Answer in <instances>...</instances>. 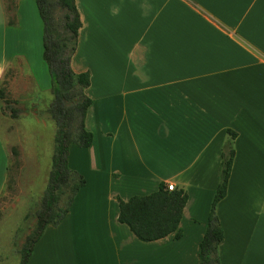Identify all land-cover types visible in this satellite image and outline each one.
Here are the masks:
<instances>
[{
	"label": "crops",
	"instance_id": "1",
	"mask_svg": "<svg viewBox=\"0 0 264 264\" xmlns=\"http://www.w3.org/2000/svg\"><path fill=\"white\" fill-rule=\"evenodd\" d=\"M75 3L82 25L71 67L90 73L85 127L93 139L88 147L70 144L68 164L85 183L66 216L46 226L26 264H200L230 147L228 187L216 205L224 230L220 261L264 264V0ZM13 12L9 23L0 0V77L17 60L34 89L51 92L47 76L32 71L43 60L35 0H16ZM35 106L40 102L24 113ZM7 174L0 136V196ZM160 182L187 193L181 236L143 242L118 220L117 198L149 194ZM20 249H10L14 264Z\"/></svg>",
	"mask_w": 264,
	"mask_h": 264
},
{
	"label": "trees",
	"instance_id": "2",
	"mask_svg": "<svg viewBox=\"0 0 264 264\" xmlns=\"http://www.w3.org/2000/svg\"><path fill=\"white\" fill-rule=\"evenodd\" d=\"M35 3L43 24L42 57L48 67L53 94L47 111L56 123V131L51 170L40 208L36 211L37 225L19 250V264L27 263L46 226H55L66 216L75 194L85 183L83 176L69 167L70 144L88 147L93 139L92 132L85 127V116L92 102L85 92L90 85V73L75 72L71 67L82 25L75 0H35ZM57 10L62 12L58 17L55 16ZM0 97L4 98L1 90ZM16 114L17 110L12 108L11 115ZM228 133L234 137V132L228 130ZM233 157L234 150L230 147L228 153L223 154L221 178L212 197L206 229L199 245L200 264H222L218 246L224 230L216 205L226 195ZM187 197L183 188L168 190L167 185L160 182L157 190L149 194L133 195L127 200L117 198L118 220L143 242L170 234L179 238V224Z\"/></svg>",
	"mask_w": 264,
	"mask_h": 264
},
{
	"label": "rangeland",
	"instance_id": "3",
	"mask_svg": "<svg viewBox=\"0 0 264 264\" xmlns=\"http://www.w3.org/2000/svg\"><path fill=\"white\" fill-rule=\"evenodd\" d=\"M5 3L12 20L16 0H5ZM61 13L57 10L55 16ZM22 66L13 60L6 64L0 77V90L4 93V98L0 97V136L8 153L7 180L0 196V264H14V251L10 249L13 245L22 247L37 225L36 211L48 182L54 149L56 123L46 108L52 99L51 92L34 89L35 84L30 76L23 74ZM32 71L44 79L47 76L50 81L43 60L40 64L32 63ZM39 102L40 106L24 113L25 107L29 110L32 103ZM12 108L17 110L16 116L25 115L15 118L11 115ZM44 111L50 118H45ZM16 253L19 256V250Z\"/></svg>",
	"mask_w": 264,
	"mask_h": 264
},
{
	"label": "built area",
	"instance_id": "4",
	"mask_svg": "<svg viewBox=\"0 0 264 264\" xmlns=\"http://www.w3.org/2000/svg\"><path fill=\"white\" fill-rule=\"evenodd\" d=\"M166 185L168 190H173L176 187L173 183H167Z\"/></svg>",
	"mask_w": 264,
	"mask_h": 264
}]
</instances>
